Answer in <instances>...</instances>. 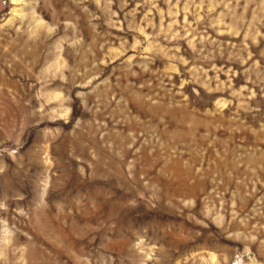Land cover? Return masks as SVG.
Instances as JSON below:
<instances>
[{"label": "rangeland", "instance_id": "rangeland-1", "mask_svg": "<svg viewBox=\"0 0 264 264\" xmlns=\"http://www.w3.org/2000/svg\"><path fill=\"white\" fill-rule=\"evenodd\" d=\"M0 264H264V0H0Z\"/></svg>", "mask_w": 264, "mask_h": 264}]
</instances>
